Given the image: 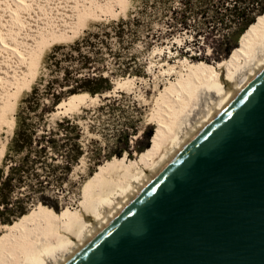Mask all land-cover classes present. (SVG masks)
<instances>
[{
	"label": "rangeland",
	"instance_id": "rangeland-1",
	"mask_svg": "<svg viewBox=\"0 0 264 264\" xmlns=\"http://www.w3.org/2000/svg\"><path fill=\"white\" fill-rule=\"evenodd\" d=\"M78 1L81 0H62V5H54L51 0L34 2L41 12L39 14L48 17L47 14L59 16L66 11L63 7L66 2L74 5ZM150 1L123 0V4L122 2L120 5L114 4L116 10L114 15L103 16L98 12L103 18L91 21L77 38L48 48L38 64L37 75L31 89L21 92L15 110L6 118L7 123L0 124V172L7 170L5 161L7 155L11 153L12 140L22 126L35 127L42 133L46 129H58V122L67 119L70 123H64L65 128H68V125L69 128L79 127L81 135L79 143L82 146V154L78 162L73 166L72 171L63 177L65 178L63 181L58 183L51 177L43 179L49 182L51 178V183L43 190V195L42 190L33 191L31 186H36L37 183L32 181L31 186L27 184L29 187L26 185L23 190L10 196L9 208L0 205V250L6 238L15 234L14 231L3 227L9 226L4 224L10 221L17 226L27 219L28 225H34V218L45 213L51 214L54 218L62 216L69 210L82 214L85 189L90 178L101 167L119 157H123L128 162L138 161L140 166L132 169V173L136 178L144 176L146 166L142 163L140 153L150 145L152 137L150 133L156 134L160 127L159 113L164 105L163 98L167 90L183 77L196 71L199 66L218 68L225 64L222 62L226 60L224 59L226 54L223 52L226 49L231 51L236 47L239 44L240 34L244 32V30L240 31L234 36L233 46L219 45L226 31L213 33L211 29H204V32L197 33L196 36L197 30L194 32L193 29L188 31L175 27L174 22L168 21L170 16L166 18L165 13L156 14ZM90 2L84 0L75 7L78 6L81 11V8ZM106 4L109 9L111 4L109 2ZM174 5L179 6L178 2ZM23 12L25 17L28 12L26 10ZM34 12L38 13L36 10ZM259 14L255 15V19ZM136 15L140 16L142 23L137 37L134 38L127 33L119 39L118 24L122 21H133ZM96 34L105 40L106 45L94 37ZM149 34L150 37L147 36ZM245 38L246 35L242 36L238 49ZM85 39H90L92 46H97L100 51H96L95 48L89 49L87 46L90 45L86 44ZM77 43H80L83 53L93 59L96 66L105 72V77H109L112 82L110 91L92 95L87 90L69 89V86L74 84L75 78L84 80L90 74L91 77L96 74L92 71L88 73L89 71L83 69L85 61L77 52H71L70 47ZM57 48H61V51L57 53L56 58H53V52ZM107 48H111L113 53L122 57L115 59ZM6 58L11 59L8 55L5 56ZM119 62L129 66L124 73L118 68ZM112 71L115 72L111 73ZM128 78L131 80L125 82ZM73 92L78 93L72 94ZM53 94L59 97H53ZM85 94L99 97L94 100L88 99L84 104L69 109L64 114H55L63 103L69 102L75 96ZM59 102L61 104L57 107ZM8 123L15 124L14 128L12 129ZM70 131L69 144H74V137L76 138L78 134L75 130ZM166 148L163 149V154L167 153L170 146ZM162 157L164 156H159L155 162L159 163ZM61 160L60 157L59 161ZM61 171L58 172L59 175ZM2 196L0 194V203L3 202ZM43 202L51 207L42 206L40 203ZM26 208L29 216L26 215L27 217L19 218L17 221L12 220ZM87 218L92 220V216Z\"/></svg>",
	"mask_w": 264,
	"mask_h": 264
},
{
	"label": "bare ground",
	"instance_id": "bare-ground-1",
	"mask_svg": "<svg viewBox=\"0 0 264 264\" xmlns=\"http://www.w3.org/2000/svg\"><path fill=\"white\" fill-rule=\"evenodd\" d=\"M34 1L0 0V124L7 123L18 96L31 89L38 64L48 48L77 38L91 21L103 18L98 12L114 15V4H123V0H89L80 11L75 5L84 0L74 5L66 2L62 14L45 17L39 14ZM51 1L54 5L63 4L62 0ZM107 2L111 4L109 9ZM24 10L28 12L25 17ZM6 55L11 59H5ZM263 72L264 17L246 35L230 62L218 68L199 66L167 90L153 147L142 157L144 176L136 178L132 173L140 166L138 161L117 159L90 178L82 214L69 210L54 218L45 213L34 218V225H28L26 219L17 226H3L15 234L6 238L0 250V264L71 263ZM128 80L131 79L125 82ZM97 97L75 96L55 114H64ZM8 124L12 129L15 126Z\"/></svg>",
	"mask_w": 264,
	"mask_h": 264
},
{
	"label": "water",
	"instance_id": "water-1",
	"mask_svg": "<svg viewBox=\"0 0 264 264\" xmlns=\"http://www.w3.org/2000/svg\"><path fill=\"white\" fill-rule=\"evenodd\" d=\"M69 264H264V72Z\"/></svg>",
	"mask_w": 264,
	"mask_h": 264
},
{
	"label": "trees",
	"instance_id": "trees-1",
	"mask_svg": "<svg viewBox=\"0 0 264 264\" xmlns=\"http://www.w3.org/2000/svg\"><path fill=\"white\" fill-rule=\"evenodd\" d=\"M151 1L152 7L155 9L154 11L156 14L165 13L164 16L166 18L170 16V20L168 21L174 22L175 25L173 26L175 27L177 26L188 31L193 29L194 32L197 30L195 33L196 36L197 33L200 34L204 32V29H211L213 33L216 31H226V34L223 35L222 40L219 41V45L223 46H233L235 43L234 36L238 32L244 30V32H242L239 37L240 44L242 36L249 34V31L264 17V0ZM176 2L179 4L178 7L174 5ZM257 13L260 14L257 15L255 19V15ZM132 26L134 27L133 29L131 28ZM118 27L120 29L119 34H117L119 39H121L127 33L136 38L140 27H142L141 18L140 16L136 15L133 18V21H122L118 24ZM147 36L150 37V34ZM94 37L106 45V42H104L105 40L100 38L101 36L96 34ZM85 42L86 44L90 45L87 46L89 49H97V46H92L93 44L90 39H85ZM239 44L236 45V47H234L231 51L230 49H226L223 52V54H226V57L224 58L226 60L222 62L228 63L231 61V55L235 50L238 49ZM79 45L80 43L75 44V46H71V52H77L79 57L85 61L83 64V69L89 71L88 73H91L92 71L96 74L92 77L90 74V76L84 80L75 78L73 80L74 84H71L69 89L87 90L92 95L104 94L105 92L110 91L112 89V82L109 77H105V72H102L99 67L96 66L97 64L93 62V59L87 56L86 53H83V50L80 49L81 46ZM107 50H109L115 59L116 57H122L121 55L117 56L116 53H113L111 48H107ZM60 51L61 48H57L53 52L52 57L56 58L58 55L57 53ZM96 51H100V48H98ZM222 62L220 63L222 64ZM57 67H59V64H57ZM128 67L129 66L125 63L122 64L119 62L118 64V68L122 73L128 70ZM114 72L115 71H112L111 73ZM77 93L78 92H73L72 94ZM53 97L59 96L57 94H53ZM60 104L61 102H59L57 107ZM64 123L69 124L70 122L69 120L64 119L62 122H58V129H46L43 130L42 133H40L37 128L29 126H22L19 131L16 132L11 144V153L7 155L5 161L7 170H2L0 172V194L3 195V202H1L0 205H2L3 208H9L10 196L15 194L17 191L23 190L27 184L31 186L32 181L37 183L36 186H31L33 191L41 192L40 190H42L41 194L43 195V190L51 183V178L56 182L58 181L59 183L65 179L63 178L65 175H68L72 171L73 166L78 162L82 154V146L79 143L81 135L79 127L74 126L73 128H69L70 125H68V128H65L63 125ZM71 129L77 131L78 134L76 138L74 137V144H69L71 141L69 136ZM64 131L66 133H64ZM155 135V133H150V136H152L150 145L147 146L145 150L141 151L140 158H142L152 149ZM60 157L62 159L61 162L59 161ZM122 158L123 157H119L118 159L122 160ZM59 171H61L60 175L58 174ZM49 177H51L49 182H45L43 180L45 178L48 179ZM40 204H42V206H49L44 202ZM26 215L29 216L28 208L24 209L20 215L15 216L12 220L17 221L19 218H23ZM12 224L13 222L10 221L4 225H9L8 227L14 226V224Z\"/></svg>",
	"mask_w": 264,
	"mask_h": 264
}]
</instances>
